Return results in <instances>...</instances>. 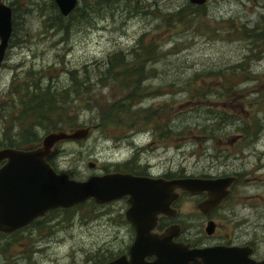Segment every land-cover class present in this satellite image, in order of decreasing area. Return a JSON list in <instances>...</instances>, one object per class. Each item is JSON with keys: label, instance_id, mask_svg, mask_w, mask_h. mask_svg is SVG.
I'll return each instance as SVG.
<instances>
[{"label": "rangeland", "instance_id": "374dc122", "mask_svg": "<svg viewBox=\"0 0 264 264\" xmlns=\"http://www.w3.org/2000/svg\"><path fill=\"white\" fill-rule=\"evenodd\" d=\"M0 1L13 9L0 67V137L20 129L21 109L9 91L38 72L45 84L71 89L74 99L63 116L78 111L81 128L89 129L54 148L49 161L58 172L88 179L117 170L175 177L239 171L236 208L249 219L248 235L264 234V221H256L264 210V0H117L112 8L104 0H78L79 6L100 4L95 11L86 6L78 24L66 21V30L53 27L55 0ZM143 35L158 41L159 58L147 62L151 90L125 110L116 104L129 95L132 78L119 79V69L99 80L101 69L111 54L128 52ZM64 126L72 131L69 121ZM191 198L185 194L179 204L189 208ZM128 206L127 197L88 200L0 232V264L104 263L120 255L133 235Z\"/></svg>", "mask_w": 264, "mask_h": 264}, {"label": "water", "instance_id": "95a60500", "mask_svg": "<svg viewBox=\"0 0 264 264\" xmlns=\"http://www.w3.org/2000/svg\"><path fill=\"white\" fill-rule=\"evenodd\" d=\"M190 1L197 5L207 2ZM55 2L65 17L78 5V0ZM12 32L13 9L0 1V67ZM88 132V128L55 130L46 133L32 148H0V163L3 162L0 167V232H15L55 208L68 209L88 200L104 204L127 197L129 206L125 215L136 233L129 257L123 254L103 264H201L212 252L225 256L218 260L221 263L241 262L234 257L238 249L224 246L191 249L189 244L174 241L176 228L168 229L166 235L155 232L159 215L174 213L171 204L179 198V190L191 194L208 192L209 198L201 206L214 208L229 195L234 176L167 180L117 170L77 179L69 173L58 172L48 159L54 148L59 142L85 137ZM95 164L91 162L90 167ZM150 256L154 259L147 260Z\"/></svg>", "mask_w": 264, "mask_h": 264}, {"label": "trees", "instance_id": "16d2710c", "mask_svg": "<svg viewBox=\"0 0 264 264\" xmlns=\"http://www.w3.org/2000/svg\"><path fill=\"white\" fill-rule=\"evenodd\" d=\"M110 1H112V3L109 4ZM116 2L117 0H104L103 3L105 6L112 8L115 7L113 5ZM127 2L130 3L129 0H127ZM99 4V1H93L91 3H85L83 6L77 5L74 11L65 17L59 11L56 3L53 2L54 8L58 9L59 11L56 12L53 18V27L58 30H66V21L75 18V24H78L79 21L76 18L83 16L86 6H89L92 11H95L97 6L99 7ZM185 10L186 8L178 10L176 15H179L180 18L184 15ZM84 19H86V17ZM145 40V36L143 35L138 39L136 45L133 46L128 52H114L110 55L111 57L106 62V65L101 69V72L104 74V76L99 80L105 79L109 73L115 75L119 69H121V71H119V79L124 80L126 78H132V83L134 85H132L129 95L126 98L119 100L116 104L119 108L128 110V107L132 105L133 101L139 103L141 101L140 97L142 94L145 96V94L151 90V88H147L148 85L145 84V81L148 78L147 74L151 71V65L149 64L152 62L150 61H153L155 57L159 58V51L157 49L158 41L154 39H150L152 42ZM114 58L116 61H114ZM145 63L147 64L145 65ZM29 72L32 73V70L28 71V73ZM76 72L77 71H72L71 74H75V86H79L77 83L78 76L76 75ZM85 74H87V71H85ZM38 76L41 75L34 71L31 75L29 74L23 85L12 86V89L9 91L12 96L11 101L14 104V107H20L21 109L20 115L17 116V120L20 122V129L19 131L15 130V134L12 137H5V135V139L4 137H0V148L9 146L28 149L35 147L41 142L43 137H41L38 133L41 127L48 129L50 128L48 131L51 132L55 130L66 129V126L64 125L67 123V121H69L68 127L72 130L74 128L75 130L79 129L83 125L82 121H80L78 111V113L75 112V117H69L71 119L65 118L63 116L65 114L64 111L66 112V110H68L67 104H71V101L74 99L71 89L70 94L68 93L69 88L60 89L52 82L45 84L44 77L41 76L42 79L40 77L37 79ZM76 90L77 89H75V93H77ZM127 116L130 117L129 114H127ZM111 123L116 125L121 124L114 118H112ZM52 154L48 159H50ZM132 172L134 173V171ZM101 263H103V261L99 262L98 264Z\"/></svg>", "mask_w": 264, "mask_h": 264}, {"label": "flooded vegetation", "instance_id": "af4514ba", "mask_svg": "<svg viewBox=\"0 0 264 264\" xmlns=\"http://www.w3.org/2000/svg\"><path fill=\"white\" fill-rule=\"evenodd\" d=\"M138 174L164 178L167 180L178 178L175 176H170L168 173L155 175L147 171L146 173ZM230 175L235 177V181L230 187V193L227 198L221 202V204L214 208L204 209L201 206V204L209 198L208 192L191 194L189 192L179 190V198L171 204V207L174 209V213L170 215H159L155 232L159 235H166L168 229L173 230V228H176V230H178L175 231L177 232L174 237L175 242L189 244L191 249H209L217 246L235 248L238 249V254H235L234 257H236L238 260H241V262L231 261L228 263H221L218 260H222V257L224 259L225 256L221 253L212 252L206 257V261H200L201 264H264V234L258 235L257 233L253 232L252 235H248L247 230H245L244 227L246 226L245 223L249 221V219L245 218L246 215L243 216V213H241L239 209L236 208L238 201L232 196L234 195L233 193L235 191V187L241 184V181L243 180L242 174L239 171H236L232 174H205L200 177L217 178ZM182 177L195 176L183 175L179 178ZM185 194L191 195L193 197L195 196V198H191L189 200V208H187V204H179V201L185 196ZM183 206L186 208L184 209ZM257 216H259L261 219L256 221H264V210L263 213L257 214ZM131 227L133 229V235L131 236L130 242L126 243V246L120 254H126L128 257L129 248L131 247L136 235L132 225ZM262 227L264 229V223L262 224ZM208 229H212V232H209ZM116 257L110 258L107 261H110ZM146 259L153 260L154 257L150 256Z\"/></svg>", "mask_w": 264, "mask_h": 264}]
</instances>
